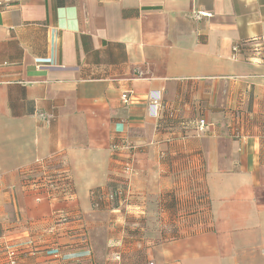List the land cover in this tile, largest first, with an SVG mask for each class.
<instances>
[{
	"label": "crops",
	"instance_id": "1",
	"mask_svg": "<svg viewBox=\"0 0 264 264\" xmlns=\"http://www.w3.org/2000/svg\"><path fill=\"white\" fill-rule=\"evenodd\" d=\"M10 252L264 264V0H0Z\"/></svg>",
	"mask_w": 264,
	"mask_h": 264
},
{
	"label": "built area",
	"instance_id": "2",
	"mask_svg": "<svg viewBox=\"0 0 264 264\" xmlns=\"http://www.w3.org/2000/svg\"><path fill=\"white\" fill-rule=\"evenodd\" d=\"M196 17H198V18H205V17H210V14L209 13H207V12H204V13H197L196 15H195ZM257 46H262L261 44H259V45H257ZM240 49V46H235V48H234V52H236V51H238ZM122 99L125 101V102H127L128 101V95L127 94H124L123 96H122ZM153 106V105H152ZM154 107V106H153ZM205 127H206V123H205V120H201L200 121V123H199V130L200 131H203L204 129H205ZM125 172L127 173V174H130V172H131V168L129 167H127L126 169H125ZM9 257H11L10 258V264H17V260H16V256H15V253L14 252H10V255H9Z\"/></svg>",
	"mask_w": 264,
	"mask_h": 264
},
{
	"label": "trees",
	"instance_id": "3",
	"mask_svg": "<svg viewBox=\"0 0 264 264\" xmlns=\"http://www.w3.org/2000/svg\"><path fill=\"white\" fill-rule=\"evenodd\" d=\"M126 190H127V182L126 181H123V182H121V184L118 185V189L112 191L109 194L110 195V198H112V200L124 198V196H125L124 194H125ZM104 200H105V197L100 196L98 198L96 204L100 205V204L103 203ZM9 264H10V261H9Z\"/></svg>",
	"mask_w": 264,
	"mask_h": 264
}]
</instances>
